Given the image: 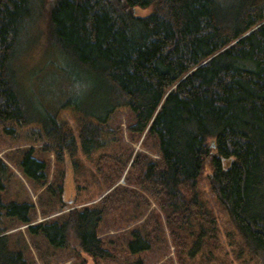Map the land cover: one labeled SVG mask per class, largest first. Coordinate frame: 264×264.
<instances>
[{
	"label": "trees",
	"instance_id": "1",
	"mask_svg": "<svg viewBox=\"0 0 264 264\" xmlns=\"http://www.w3.org/2000/svg\"><path fill=\"white\" fill-rule=\"evenodd\" d=\"M137 7L150 11L139 15ZM43 55L61 81L57 107L27 83L31 62ZM123 108L135 113L131 131L157 140L162 164L138 159L129 169L136 163L140 181L165 188L174 212L199 245L218 251L217 260L227 256L223 236L197 182L208 162L209 191L236 230L226 234L231 256L257 263L264 254V0H0V122L36 125L60 158L101 146L107 121ZM58 109L70 110L74 122ZM19 164L33 182L46 178L41 160L23 154ZM31 207L0 198V264H25L9 246L4 216L54 247L110 255L97 232L100 208L67 206L61 220L31 223ZM136 242L148 247L134 231L129 251L137 252Z\"/></svg>",
	"mask_w": 264,
	"mask_h": 264
},
{
	"label": "rangeland",
	"instance_id": "2",
	"mask_svg": "<svg viewBox=\"0 0 264 264\" xmlns=\"http://www.w3.org/2000/svg\"><path fill=\"white\" fill-rule=\"evenodd\" d=\"M134 11L143 15L150 7H137ZM49 59L43 55L31 62L32 74L27 77V83L39 90L46 103L57 107L64 93L59 92L61 81L55 79V69ZM63 85L67 90L64 82ZM58 110V115L74 122L72 114L66 112L70 110ZM134 121L135 113L130 108L118 109L105 125L101 146L89 154L60 158L56 157L53 145L39 136L36 125L0 122V162L6 164L4 172L0 171L3 202L31 204V223L61 220L64 211L74 206L88 205L103 211L97 232L110 254L104 258L92 257L71 245L54 247L41 232L29 233L27 225L4 216L9 246L22 252L25 264H243L242 258L231 256L233 244L226 241V234L236 233V230L222 205L209 191L207 174L211 167L208 162L201 168L197 182L199 196L206 202L207 211L216 217L223 236L220 235V249L226 250L227 256L217 260L214 255L219 256L218 251L210 252V246L199 245L192 231L174 212L165 188L140 181L138 174L141 172L136 163L129 169V164L138 159L162 167L157 140L150 136L142 141L143 134L139 137L129 129ZM23 154L44 163L41 168L46 175L44 181L37 184L24 173L19 164ZM134 231L147 241L148 247H139L144 245L136 242L137 252L128 250ZM250 261L246 264H264V254L258 257L257 263Z\"/></svg>",
	"mask_w": 264,
	"mask_h": 264
}]
</instances>
